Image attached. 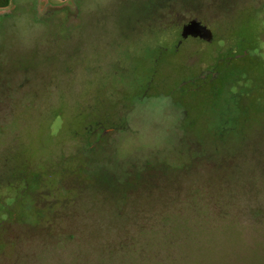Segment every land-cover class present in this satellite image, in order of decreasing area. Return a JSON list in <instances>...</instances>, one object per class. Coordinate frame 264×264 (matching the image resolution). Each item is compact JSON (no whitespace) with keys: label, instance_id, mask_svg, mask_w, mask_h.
Masks as SVG:
<instances>
[{"label":"rangeland","instance_id":"rangeland-1","mask_svg":"<svg viewBox=\"0 0 264 264\" xmlns=\"http://www.w3.org/2000/svg\"><path fill=\"white\" fill-rule=\"evenodd\" d=\"M193 17L213 42L178 46ZM249 76L264 0L0 9V264H264V115L224 117Z\"/></svg>","mask_w":264,"mask_h":264},{"label":"flooded vegetation","instance_id":"flooded-vegetation-1","mask_svg":"<svg viewBox=\"0 0 264 264\" xmlns=\"http://www.w3.org/2000/svg\"><path fill=\"white\" fill-rule=\"evenodd\" d=\"M192 20L199 21L202 25H204L208 29H210L212 34H213V31H212L213 29L210 28L209 24H207L206 21H204L203 19H199L197 17H193L190 20H188L185 24L189 23ZM180 36H181V33H180ZM189 39H194L195 41H198L200 44L207 45V44H210V43L213 42L214 34H213V40L211 42H208V41H206V40H204V39H202L200 37H197V36H189L186 39H183L181 37V39L178 41V46H181L186 40H189ZM202 67H204V66L202 65ZM214 69H216V68H214ZM214 69H209V67H207V66H206L205 69L201 68L200 71L202 70L201 71L202 73L199 76H198V73H197V75H195V79L197 80L196 82L200 83V84H208V85H211V86L216 84V82H217L216 80H218V78H219V73H218V75H215V72L213 71ZM211 78H213V79H211ZM241 84H242V80H237L235 82H233V81L231 82V99L235 100L236 98H238V96L250 97L251 92L253 91V87H254V84L252 83V80H251L250 76H249L248 79L247 78L245 79V83H243L242 85ZM261 94H262L261 97H259V99H258L259 102H263L264 101V92H261ZM102 127L103 126H101L99 129H102ZM112 130H115V129L111 128V127L107 128L105 131L101 132L100 135L101 136L105 135V133H107L109 131H112Z\"/></svg>","mask_w":264,"mask_h":264},{"label":"trees","instance_id":"trees-1","mask_svg":"<svg viewBox=\"0 0 264 264\" xmlns=\"http://www.w3.org/2000/svg\"><path fill=\"white\" fill-rule=\"evenodd\" d=\"M61 1H66V0H61ZM11 3H12V0H0V9L8 8L11 5ZM235 81H237V79H234L233 82ZM178 86L181 89L182 87L181 82L178 83ZM253 90H254V87H253ZM249 99L250 97H247V96L246 97L238 96V98H236L235 100L231 99V114H230V110H227L224 112L225 120L231 121V133L237 134L238 131H235V130H237L238 128L241 130V126H243L244 123L246 122L244 120H247V117L249 116L251 109L256 111L257 116L264 115V101L259 102L258 100L259 97H257L255 100H252V99L249 100ZM239 110L242 112L241 115L239 113ZM225 125H226V121L222 124V127H221L222 130H226ZM97 126L98 128H100L102 124H99ZM100 139L102 140L101 135H100ZM1 184L2 182L0 181V185ZM7 185L11 187L12 181L11 182L8 181Z\"/></svg>","mask_w":264,"mask_h":264},{"label":"water","instance_id":"water-1","mask_svg":"<svg viewBox=\"0 0 264 264\" xmlns=\"http://www.w3.org/2000/svg\"><path fill=\"white\" fill-rule=\"evenodd\" d=\"M189 36H197L208 42H211L213 40V34L211 30L202 25L197 20H192L182 27L181 37L183 39H186Z\"/></svg>","mask_w":264,"mask_h":264}]
</instances>
